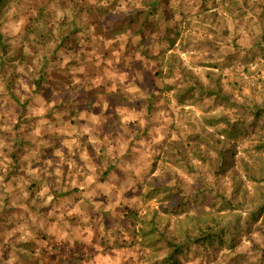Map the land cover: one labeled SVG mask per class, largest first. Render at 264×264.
Segmentation results:
<instances>
[{"label":"rangeland","instance_id":"rangeland-1","mask_svg":"<svg viewBox=\"0 0 264 264\" xmlns=\"http://www.w3.org/2000/svg\"><path fill=\"white\" fill-rule=\"evenodd\" d=\"M173 2L178 5L176 15H171L166 24L163 14L156 13L143 20L138 13L143 0H88L86 7L80 0H11L1 11L0 32L7 53L0 70V92L4 89L2 85L9 83L6 89L25 102L24 118H30L39 110L65 116L62 127H68L72 135L67 138L63 133L57 140H47L46 145L29 135L31 125L24 126L25 134L21 136L25 145L17 154V172L21 174L11 179L26 182L25 187L18 185L16 195L30 191V201L40 202L45 214L53 213L54 220L64 221L66 230L59 229V232L68 243L78 242L79 247L81 242L86 243L90 239L86 236L89 226L95 228L99 218L120 223L125 205H129L142 214L147 212L146 218L157 213L161 230L182 246L186 243L176 238L180 228L185 236L196 234L193 220L205 219L207 212L213 214L220 208V203L212 197L216 192L229 195L231 179H241V184L250 190V182L243 180L239 160L243 158L249 164L247 148L254 142L246 140L238 148L233 166L221 174H214L217 155L213 150H205L201 156L189 153V146L195 142L199 147H209L214 134L203 133L198 120L206 109L218 112L220 102L210 109L208 101L204 103L188 93L183 102L178 103L175 91L167 89L171 81L164 80L161 83L165 85L159 87L161 91L155 93L151 118L156 121L147 130V136L140 140L124 138L125 132L133 133L129 129L123 132V124L116 121L126 108L132 111L144 104L137 91H133L137 89L134 85H142L130 83L136 82L138 75L152 73L156 68L154 61L162 63L163 69L167 61H172L191 70L205 84L209 80L204 76L210 74L211 79L221 84L225 94L264 102V61L259 50H253L248 57V73H244L243 68L234 69L236 64L248 62L241 56V49L248 46L246 40H251L250 14L264 21V0H209L210 7L200 12L197 0ZM251 2L257 5L252 7ZM170 38V41L175 39L172 48L167 44ZM217 40L224 44L217 46ZM232 42H236L239 49H234ZM223 49L226 52L233 49V54L223 56ZM88 54H93L96 60L99 58L96 68L84 66ZM41 75L43 81L36 91L34 83ZM4 109L2 118L16 116L19 110L10 106ZM132 122L127 123V128H132ZM261 126L258 123L256 130L264 136ZM43 127L46 134L51 133L50 123ZM149 143L159 144L157 147L164 145L166 149L155 153L148 149ZM128 145L132 146L126 149ZM142 146L145 148L140 149ZM170 147L180 152L175 154ZM101 150L105 152L99 158ZM109 162L115 169L104 178L102 172ZM189 164L193 170L187 168ZM141 181V185H136ZM150 183L170 187L175 200L187 204L188 208L182 212L179 207L175 208L179 214L175 217L163 214V206L167 204L165 190L153 192ZM67 191L73 193L66 199L57 196ZM147 194L149 198H144ZM73 208L78 210L77 216L60 215L61 211ZM247 208L250 211L249 205ZM193 213L195 218H190ZM241 217L247 219L248 211L241 212ZM243 220L235 227L233 251L217 244L212 247L187 245L176 257L177 264H251L258 257L254 247L264 242V227L258 228L261 219L254 222L250 239L247 235L250 224L246 229ZM91 234L95 235L92 231ZM162 249L164 247L159 253L144 255L143 252L139 259L134 255L133 264H149L145 260L148 255H155L161 264L167 251Z\"/></svg>","mask_w":264,"mask_h":264},{"label":"trees","instance_id":"trees-1","mask_svg":"<svg viewBox=\"0 0 264 264\" xmlns=\"http://www.w3.org/2000/svg\"><path fill=\"white\" fill-rule=\"evenodd\" d=\"M10 1L0 0V28L3 21L1 11ZM87 1L83 2V0H80L83 3V7L87 6ZM143 1V6L138 13L142 15L144 21L157 13L158 15L163 14V23L166 24L171 15V17L176 15L178 5L173 0ZM197 1L200 2L197 8L199 12L206 7H210L209 0ZM256 5V2H251L252 7ZM252 11L250 8V13ZM250 21L253 24L250 27L249 33L251 40L248 42L245 39L248 46L241 49V56H244L245 61L248 62H244L243 64L238 63L234 66V69L243 68L244 73L249 72L250 58L248 57H250L253 50H259L261 58L264 61V21L258 18L256 14H250ZM204 24L205 21L202 25ZM256 30H258L257 33ZM170 40L171 38L167 40L168 48H172L175 44V39L173 41ZM215 43L217 46L224 44V42H220L219 40ZM232 43L231 45L234 49H239L235 46L236 42ZM222 51L224 52L221 55L224 56L227 53L226 57L233 54V49H228V52L224 49ZM6 53L2 33L0 32V70L4 65L3 56ZM245 53L246 55H244ZM142 55L145 57L146 53ZM88 57L83 62L84 66L89 65V67L96 68L99 58L96 60L93 54H88ZM100 60L102 59L100 58ZM154 62L156 68L152 73L138 75L137 81L130 83V85H142V87L134 85L133 88L137 89L132 90L137 91L145 102L140 107H135L132 111L129 108L124 109L125 111L122 112L121 116L116 118V121L123 124L121 128L123 132L129 129L133 133L129 135L125 132L126 134L123 137H132V139L140 140L143 136H147V130L156 121L151 118L155 93L156 91H161L159 88L161 85H165V82L161 83V81H171L167 89L168 91H175L178 103H182L184 95L188 93L196 95L197 99L203 100L204 103L208 101L210 109L216 106L215 103L220 102L221 108L218 109V112L213 113L206 109V112H203L202 117L198 120L203 133L211 131L209 133L214 134L209 143L210 148L208 146H204V148L199 147L197 142L189 146V153L191 155L201 156L203 151L210 149L215 152L217 156L215 158L214 174L225 173L229 167L233 166V160L237 156L238 148L246 140H250L251 143L254 142V144L247 148L250 166L243 158L239 160L241 162V170L244 172L243 180L250 182V190L244 184H241V179H231L232 191L229 195L216 192L212 197L213 200L218 201L217 203L221 205L215 213L207 212V218L205 219L201 217L195 218V213L191 214L190 218H195L193 222H195V229L198 231L196 234L185 236L183 235V228H180L179 235L176 238L181 240L182 243H186L182 246L180 242L177 243L172 240L170 235L161 230L162 228L156 220L157 213L154 216L146 218L147 212L142 214L138 208H133L129 205H125L120 223H117V221L110 223L107 220L104 221V218H99L97 226L95 223V228H90L89 226L90 230L87 231L86 236L90 237V239H87L86 243L84 241L81 242L80 247L78 242L71 244L72 241H70L68 243L61 237L62 232H59V229L66 230L64 221L54 220L53 213L47 212L45 214L42 211L40 202L38 203L35 200L30 201V191L26 194L22 192L23 195H16L18 185L24 186L26 182H13L11 179V176L21 174V171L17 172L19 168L17 154L20 150H23L22 147L25 145L24 139L21 136V134H25L24 126L29 127L31 125L29 135H31L34 141L36 139L42 140L47 145V140H57L63 133H65L67 138L72 136L69 133L70 129L68 127H62V121L65 116H56L52 112L47 113L44 110H39L33 112L31 114L32 117L24 118L22 112L25 102L18 100L10 93L9 89H6L9 83L3 84L4 89L0 92V94H3L0 95V264H110L111 262V264H133L134 255L139 259L140 254L143 252L144 255L159 253L161 247L167 250L161 264H177L176 257L181 254L183 248L187 245H197L199 247L200 245L203 247L209 245L212 247L214 244H217L218 247L225 246L233 251L236 239L233 234L237 231L235 227L243 220L241 212L248 211V217L243 220V224L246 225V229L249 228L250 224V232L247 234L250 235V239L252 237L254 222L261 219L259 224L261 227L258 228L262 229L264 227V136H260L256 130L258 123H261V128L264 129V102H256L254 99H249L246 96L234 98L225 94L221 84L211 79L210 74H205V79L209 80L205 84L196 78L191 70H186L187 68L177 66V64L174 65L172 61H167L164 69L162 63ZM145 68L148 69L147 66ZM92 73L98 74L96 72ZM90 74H88V77ZM42 81L43 76L41 75L34 83L36 91L40 88ZM125 82L129 83L130 81L125 79ZM78 90H81V88L79 87ZM113 90L116 93L117 87ZM3 96L4 99H1ZM6 106L19 108L16 116L2 118V113H4ZM204 106L207 107V104H204ZM128 116L130 117L129 119ZM131 121H133L132 128H127V123ZM47 123L51 125L52 134H46L43 125ZM57 124L59 125L56 126ZM53 134L56 138H53ZM101 135L102 133L98 137ZM192 137L193 139H197V136ZM198 137L200 138V136ZM157 145L159 144L154 145L153 143H149L148 149L155 153H158V150L161 153L163 149H166L164 145L158 147ZM131 146H126V149ZM58 148L59 146L55 150ZM144 148L145 146H142L140 149ZM170 148L172 151H175V154L180 152L178 148ZM132 149L134 148L132 147ZM104 152L105 150H101L98 157L100 158ZM91 159L93 160L94 158ZM179 161L182 162L181 157H179ZM187 168L193 170L190 164ZM114 169L115 165L109 162L104 172H102L103 177H107ZM142 183L143 181L137 182L136 185H141ZM150 184L153 192L165 190L167 204H165V207L163 206V214L175 217L179 215L177 214V209H180L182 212L185 208H188L187 204H183L180 200H175L172 192H170V187H160L156 183ZM177 190L181 191V188L177 186ZM73 191L78 192L77 189ZM73 191L58 193L57 196L60 195V199H66L70 196L69 193H73ZM197 191L201 192V189ZM127 197L130 196L127 195ZM143 197L149 198L148 194ZM81 199L83 200L84 196L79 200L81 201ZM248 205L250 206V211L246 210ZM68 211H61L60 215L69 213L72 216L73 214L77 216V209L73 208ZM91 231L95 235H92ZM76 232L79 233V229ZM79 248H83L85 251L83 252ZM164 249L162 250L164 251ZM254 252L258 254V257L251 264H263L264 242L257 244L254 247ZM105 257H108L111 262L109 260L106 261L107 258ZM201 258L203 257L201 256ZM145 260L149 264H158V258L155 255H148Z\"/></svg>","mask_w":264,"mask_h":264}]
</instances>
